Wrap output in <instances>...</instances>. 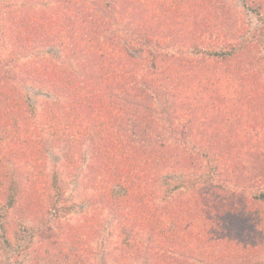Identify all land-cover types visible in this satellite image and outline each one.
<instances>
[{"label": "trees", "instance_id": "16d2710c", "mask_svg": "<svg viewBox=\"0 0 264 264\" xmlns=\"http://www.w3.org/2000/svg\"><path fill=\"white\" fill-rule=\"evenodd\" d=\"M49 1L11 9L4 21L0 191L7 205L27 217L39 213L46 136L65 146L69 162L87 146L92 202L115 220L122 261L250 264L264 244V0H244L259 23L246 34L224 27V0ZM119 23L124 45L111 31ZM49 46L76 71L18 63L32 47ZM190 76L201 86L185 85ZM27 82L53 97L38 114L17 87ZM203 159L202 183L158 201L166 170L195 174ZM92 222L86 217L85 229L64 233L83 264Z\"/></svg>", "mask_w": 264, "mask_h": 264}, {"label": "rangeland", "instance_id": "374dc122", "mask_svg": "<svg viewBox=\"0 0 264 264\" xmlns=\"http://www.w3.org/2000/svg\"><path fill=\"white\" fill-rule=\"evenodd\" d=\"M0 4V53L8 55L9 41L2 32L6 13L11 9L18 11L25 7L42 9L53 5V2L49 0L12 2L0 0ZM224 4L227 7V14H224L221 17L223 19L220 20L225 21L224 27L227 31L235 29L246 34L258 28L259 23L244 6V0H224ZM118 25L111 28V31L124 45V35L121 32L122 23ZM181 51L187 56L194 55V52L191 53L184 47ZM39 61H44L49 65L58 64L76 71L75 61L66 57L57 46L32 47L18 63L33 64ZM185 83L190 87L201 86L198 80H194V76H190L189 81ZM17 87L28 99L36 114L40 113L44 101H52L53 97L46 89L39 88L33 83H21ZM155 107L158 112L160 106L156 103ZM156 115L160 119L161 116L157 113ZM160 122L162 123L161 120ZM45 139L48 143L45 157H42L44 164L42 174L45 176L43 182L46 189L42 191L40 197L42 203L41 208L37 209L39 213L34 214V217H27L28 212H19L16 208H11L6 203V194L2 193L3 190L0 191V264H47L45 260L50 257L52 258L50 264H83V259L70 249L68 242L64 240L66 238L64 233L68 231L72 235L75 229L81 226L85 229L82 222L86 217L92 218L93 222L90 225L93 229H91V236L87 238L90 250L88 260H84L85 264H143L141 260L122 261L120 259L118 251L120 239L116 222L106 210L93 205L95 192L87 178L89 164L87 146L79 150V153L72 152L73 159L69 162L66 158L65 146L50 143L49 137L45 136ZM168 142L174 144L175 141L171 139ZM192 146L188 147L190 152L195 151ZM207 173L206 159L202 160V167L195 174L180 172L176 169L166 170L159 180L158 201L161 202L178 193H187L192 183H202L207 178ZM22 178L19 180L25 184L26 180ZM179 183L181 184L176 186ZM252 191L255 193V190ZM58 193H60L59 196ZM262 226L263 224L260 225ZM216 245V241L211 242V248ZM257 254L250 264H264V244ZM206 264H227V262L224 259L221 262L211 260Z\"/></svg>", "mask_w": 264, "mask_h": 264}]
</instances>
